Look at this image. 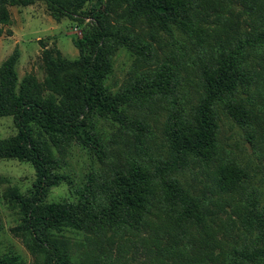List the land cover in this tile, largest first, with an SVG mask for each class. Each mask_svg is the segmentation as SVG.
I'll use <instances>...</instances> for the list:
<instances>
[{
  "label": "trees",
  "instance_id": "trees-1",
  "mask_svg": "<svg viewBox=\"0 0 264 264\" xmlns=\"http://www.w3.org/2000/svg\"><path fill=\"white\" fill-rule=\"evenodd\" d=\"M34 1L0 0V23L9 22L7 6H28ZM42 1L56 21L62 17L82 21L80 10L91 0ZM201 1L109 0L104 13L96 10L88 13L96 24L91 26L85 41L87 54L78 42L75 46L79 57L72 61L58 52L53 57L51 52L44 51L47 75L43 83L31 75H25L18 83L17 51L0 64V118L12 117L16 128L14 136L0 140V159L28 162L35 173L32 194L23 196L14 189L7 195L20 209V230L27 246L36 248L44 264H74L67 243L52 233L63 227L92 235L95 242L106 233H112L109 242L123 231L134 229L141 234L142 229L158 250L167 239L162 252L175 258L174 264H264V204L259 205L256 193L244 204L232 207L223 197L225 191L232 192V177L223 167L215 171L219 170L211 196L192 194L175 176L183 164L206 163L213 155L219 156L221 116L230 117L245 132L256 133L264 142L258 136L264 135V127L256 126L264 123V0H219L220 5H225L205 16L196 9ZM234 2L243 8L239 16L244 13L249 20L244 30L235 20L224 23L226 18L220 15L221 10L224 12ZM101 4L98 0L96 6L99 8ZM109 13L116 15L114 23L109 21ZM138 20L171 39L176 48L175 62L185 66L190 63L188 68L195 71V86L199 89L194 103L188 100L186 91H179L182 80L176 79L179 69H174L172 75L168 68L161 67L150 73L135 71L128 74L117 92L105 84L112 75V56L118 48H126L137 62H147L151 47L127 27ZM214 21H217L216 34L209 33V27L201 29L203 24ZM176 31L188 35L190 41L200 31V39L207 43L199 42L196 56L192 57L188 51L195 44L191 41L192 49H186L177 43ZM139 64L133 68L137 70ZM158 76L164 78L163 85ZM163 87L164 92L158 91ZM44 91L50 93L44 96ZM125 103L133 104V112L137 113L133 118L128 117ZM152 107L154 113L165 112L162 126L169 146L166 159H153L152 171L146 162H140L144 159L123 163L115 157L112 163L106 162L113 151L108 149L109 142L103 143L101 136L92 132L95 118L137 124L139 131L146 132L143 116ZM33 127L38 128L37 135ZM255 139L251 134L248 137L251 143ZM71 143L92 152L105 167L90 171L86 184L76 189L75 203L46 204L48 190L68 181L66 175L56 171L62 167V152ZM124 145L127 148L130 143ZM141 147L138 144L135 152ZM226 167L236 174L233 166ZM213 197H217V205ZM218 199L228 203L243 228L239 243L234 240L225 245L223 239L215 240L221 232V213L227 212ZM233 220L228 216V227L231 228ZM215 249L219 250L217 254L213 253ZM0 264L15 262L4 256Z\"/></svg>",
  "mask_w": 264,
  "mask_h": 264
},
{
  "label": "rangeland",
  "instance_id": "rangeland-1",
  "mask_svg": "<svg viewBox=\"0 0 264 264\" xmlns=\"http://www.w3.org/2000/svg\"><path fill=\"white\" fill-rule=\"evenodd\" d=\"M97 1L91 0L85 3L80 10L81 16L79 18L82 21L71 20L67 17H62L60 21H56L52 18L45 2L42 0H35L33 4L28 6H7L9 22L6 24L0 23V64L14 51H17L18 58L15 63V71L18 83L25 75H31L38 83H43L47 75L43 59L44 51L51 52L53 57L58 52L62 58L72 61L79 57V50L75 46L78 42L83 47L84 53H88L85 41L90 35L91 26L96 24V20L88 13L95 10L104 13L105 6L109 3V0H101L102 4L98 8L96 6ZM223 5L225 3L220 5L219 0H202L200 7L196 9L200 11L201 16H205ZM94 6H96V9H94ZM228 7V9H224V12L222 10L220 12V15L226 18L224 23H228L229 20L233 23L235 20L236 24L240 25L241 30L246 29L249 20L244 13L239 16V12L243 9L241 4L234 2L233 6ZM108 15L109 21L114 23L116 15L111 13ZM213 19L217 20V18ZM133 23L127 24V27L151 47L148 60L147 62L142 60L137 62L136 56L129 53L126 48H118L112 56V75L105 84L110 86L111 91L117 92L126 82L128 74L135 71L150 73L156 67H161L163 69L168 68L171 74L174 73V69H179L177 71L178 78H176L178 80L182 79L178 86L179 91L181 93L186 91L188 100L194 103L195 93L199 89L195 86L197 82L195 71L188 68L191 66L190 63L185 66L173 60L176 48L166 34L157 31L151 25L140 24L139 20ZM208 24H203L201 29L204 30L209 27V33L216 34L217 31L214 30V25H217V21ZM201 35L202 32L199 31L197 38L191 40L195 44L192 49L193 45L188 35L179 34L178 31L175 32L176 42L184 45L186 49H192L188 51L192 57L196 56L195 48H197L198 43L205 41L200 39ZM205 42L207 43V41ZM199 47H201V44H199ZM136 63H140L137 70L133 68ZM170 80L171 77L168 78L169 82ZM159 81H161L160 85L164 84V78H160ZM155 83L157 84V82ZM158 91L164 92V87ZM49 93L44 91L43 95L47 96ZM152 97H156V94ZM132 106L131 103L123 105L128 112V117L131 118L137 114L133 112ZM143 117L148 127L146 132L139 131L137 124L131 125L129 122L119 124L118 121L95 118L92 132L101 136L103 143L105 141L109 142L108 149L111 152L113 151L112 154L108 155L110 158L105 160L106 162L112 163L115 157H117L118 162L123 163L129 161V159L131 161L133 159H144L145 161L140 160V162L144 164L146 162L150 171H152L154 170L151 163L153 159L157 157L162 160L166 159L169 146L166 144V131L162 126L163 118H165L164 110H155L154 113L152 107L151 111ZM258 124L256 123L257 128L258 126L264 127V123ZM33 131L36 135L39 132L37 127H33ZM87 131L90 130L87 129ZM15 134L16 128L12 117L0 118V140L12 137ZM250 134L256 138L254 143L248 140ZM262 135L260 133L258 136H261L264 140V135ZM47 141H49L48 138ZM128 142L130 145L126 148L124 144ZM138 144L143 147L137 149L139 152H135ZM218 146L219 156L213 155L207 159L206 163L193 161V163L183 164L175 173L177 179L185 187L190 188L192 194L211 196V187L216 184V173L219 170L215 171L219 167H223L224 172L233 178L230 179L232 192L227 193L225 191L223 194L224 199H227L228 203L234 207L239 203L244 204L247 199H250L256 193L258 203L262 206L264 204V142L258 139L256 133L245 132L230 117L221 116ZM144 148L147 149L145 155L142 154ZM51 149L53 154L58 156L57 150L54 147H51ZM136 153H139V155ZM60 157L62 167L56 172L66 175L68 181H63L58 186L48 190L45 196L46 204L75 203L77 200L76 189L82 188L86 184V176L90 171L105 167L92 152L82 149L74 143L67 145ZM227 159L233 163H227L225 161ZM228 164L233 166L236 174L226 167ZM34 180L35 173L30 163L16 159H0V258L6 256L13 260L15 264H44L42 256L36 253V248L27 246L20 230L22 223L20 209L7 195L9 190L16 189L21 195L29 196L33 192ZM216 198L213 197L214 204ZM218 200L221 201V199ZM221 203L226 206L224 209L227 212L221 213V232H218L215 240L221 242L223 239L225 245L234 243V240L239 243L243 228L237 221V216L232 215L233 212L228 203L226 201H221ZM228 216L234 219L231 228L228 227ZM141 231V234L134 229L123 231L120 235H114L109 242L107 239L112 236V233H106L105 237H100V240L96 242L92 240V235H86V237L80 231L65 227L61 228L59 232L52 233L56 238L67 243L75 261L74 264H174L175 258L172 259L166 252H162V249L166 247L167 239L163 240L158 250L153 242L151 243L148 233L142 229ZM218 251V249H215L213 253L217 254Z\"/></svg>",
  "mask_w": 264,
  "mask_h": 264
}]
</instances>
